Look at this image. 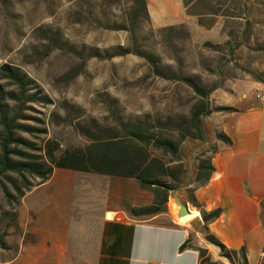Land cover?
I'll list each match as a JSON object with an SVG mask.
<instances>
[{
    "label": "rangeland",
    "instance_id": "rangeland-1",
    "mask_svg": "<svg viewBox=\"0 0 264 264\" xmlns=\"http://www.w3.org/2000/svg\"><path fill=\"white\" fill-rule=\"evenodd\" d=\"M187 1L185 7L182 0H157L164 24L158 27L151 19L133 23L131 0H0V67L15 68L29 83L23 102L12 98L19 89L0 71L3 109L18 115L14 134L26 144L20 151L41 158L47 141L61 151L76 149L119 119L179 125L199 102L183 77L210 91V107L243 87H264V0ZM183 9L196 30L179 22ZM123 51L129 54L121 56ZM2 139L0 126V147ZM74 174L99 179L91 182L97 187L108 181ZM15 180L14 174L0 178L7 247L0 248V264L11 261L21 244ZM170 201L167 209L176 213ZM14 213L18 228L8 226Z\"/></svg>",
    "mask_w": 264,
    "mask_h": 264
},
{
    "label": "crops",
    "instance_id": "crops-1",
    "mask_svg": "<svg viewBox=\"0 0 264 264\" xmlns=\"http://www.w3.org/2000/svg\"><path fill=\"white\" fill-rule=\"evenodd\" d=\"M146 2L150 19L162 27L157 0ZM179 22H188L192 31L197 28L195 23H189L184 9ZM257 94H264V87L247 86L232 98L221 97L216 105L231 107L235 112L214 113L202 119L205 140L180 147L185 174L170 205L176 213L167 209L154 217L133 218L130 209L153 203V195L135 180L101 176L108 181L97 187L91 182L99 179L78 180L74 174L77 172L56 169L46 183L23 198L18 209L20 248L6 264H17L22 257L26 264H202L196 249L180 252L187 240L205 249L212 264H233L206 240L208 234L228 250L244 248L248 264H261L264 101ZM217 132L225 134L231 144L217 141ZM213 146L217 150L212 154ZM203 153L211 157L213 172L206 184L195 187L196 158ZM189 189L206 212L220 211L208 231L200 212L189 202ZM41 190L43 193L34 196ZM176 200L190 214L198 215L181 221Z\"/></svg>",
    "mask_w": 264,
    "mask_h": 264
},
{
    "label": "trees",
    "instance_id": "trees-1",
    "mask_svg": "<svg viewBox=\"0 0 264 264\" xmlns=\"http://www.w3.org/2000/svg\"><path fill=\"white\" fill-rule=\"evenodd\" d=\"M131 1L134 4L132 22L137 25L141 18L150 20L146 0ZM182 2L185 7L189 5L187 0H182ZM187 14L193 15L189 12ZM198 24L202 25L200 18ZM181 28L188 36L186 26L181 25ZM168 30L171 31L174 28ZM127 54H129L128 51H123L121 56ZM0 71L19 89L18 96L12 98H18L23 102L29 85L28 81L18 70L8 65H2ZM182 80L193 90L199 102L192 107L188 116L183 118L179 125L161 121L153 122L149 117L128 122L119 119L114 126L103 129L95 135H88L89 141L76 149L61 151L58 144L47 141L40 149L43 155L41 158L25 156L20 151L21 145L26 144L14 134L18 115L14 114L9 117L4 111L0 90V126L3 129V141L0 147V178L8 174L16 176L14 190L17 205L21 204L22 199L33 188L46 183L52 177L54 170L62 169L120 179H133L143 190L153 195V203L149 206L130 209V215L138 219L166 213L171 195L182 184L185 174L181 144L186 140L200 142L205 140L202 117H208L214 113L235 112V109L231 107H210L207 103L210 91L192 79L183 77ZM30 98L39 97L32 95ZM216 140L226 145L231 144V140L220 132L216 133ZM216 150V146H213L210 153L213 154ZM196 161L195 187H199L209 181L213 167L211 157L205 153L199 155ZM32 180L36 183H32ZM187 193L190 204L200 212L205 225L204 229L208 231V225L220 216V211L206 212L195 200L193 190L189 189ZM172 202L171 200L169 205ZM195 215H185L180 220L186 221ZM17 216V213H14L8 217V222L11 224L8 225L9 227L18 228ZM5 238L6 228L0 231L2 250L7 249ZM206 240L218 247L222 257L233 264H248L244 248L240 251L228 250L210 234L207 235ZM190 249H196L199 252L202 264H212L206 255V250L192 245L191 240H187L180 247V252ZM261 264H264V261Z\"/></svg>",
    "mask_w": 264,
    "mask_h": 264
},
{
    "label": "water",
    "instance_id": "water-1",
    "mask_svg": "<svg viewBox=\"0 0 264 264\" xmlns=\"http://www.w3.org/2000/svg\"><path fill=\"white\" fill-rule=\"evenodd\" d=\"M176 203L177 205L179 206V210L177 212V216L180 218V217H183L185 215H189L190 214V211L188 210L187 207H185L184 205H182L178 200H176Z\"/></svg>",
    "mask_w": 264,
    "mask_h": 264
},
{
    "label": "built area",
    "instance_id": "built-area-1",
    "mask_svg": "<svg viewBox=\"0 0 264 264\" xmlns=\"http://www.w3.org/2000/svg\"><path fill=\"white\" fill-rule=\"evenodd\" d=\"M256 97L262 101H264V94H257Z\"/></svg>",
    "mask_w": 264,
    "mask_h": 264
}]
</instances>
